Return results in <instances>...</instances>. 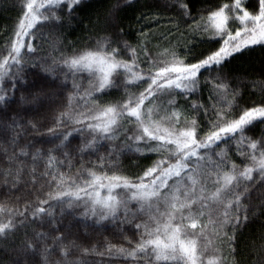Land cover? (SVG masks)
<instances>
[{
	"label": "snow or ice",
	"instance_id": "obj_1",
	"mask_svg": "<svg viewBox=\"0 0 264 264\" xmlns=\"http://www.w3.org/2000/svg\"><path fill=\"white\" fill-rule=\"evenodd\" d=\"M81 3L21 0L17 24L5 41L6 54H0V85L10 78V93L0 86V132L10 131L9 142L14 147L19 145L18 152L7 157L4 183H11L12 189L27 183L23 181L25 162L20 156L31 155L35 164L45 155L42 148L30 152L31 142L20 145L29 129L39 133L42 125L36 116L41 110L51 112L54 106L63 105L53 117V127L46 129L53 141H59L47 150L49 167L57 162L55 153L68 148L75 139L74 132L87 131L92 137L77 146L81 154L99 151L105 147L101 141L119 140L120 134L124 141L122 146L105 147L96 165L78 170L76 175L46 171L43 175L51 177L50 190L45 198L37 196L35 203L26 200L23 210L0 204V214L7 213L0 220V240L25 229L24 238L11 249L9 264H86L83 254L92 249L78 243L80 237L74 229L80 224L104 226L109 221L115 227L130 224L139 235L131 249L110 245L117 254L143 256L147 264H228L223 249L227 247L235 257L238 230L246 226L251 215L258 212L264 216V133L259 139L247 134L254 122H264V100L241 106L240 88L233 86L227 70L237 54L252 46H264V0H255L251 8L246 0H222L200 9L199 19L193 17L189 0H173L178 6L176 28L181 18H193V32L207 34V42L218 45L192 60L174 47H161L153 53L146 43L149 33L143 30L140 44L134 46L124 40V30L117 24L120 0L110 9L111 35L100 37L95 47L71 55L61 52L58 58L53 56L51 65L35 57L36 40L45 35L43 28L70 26ZM140 19L147 17L142 14ZM58 67L68 70L64 81L57 75ZM69 73L73 91L63 104ZM77 73L88 74L87 88L76 81ZM201 77L203 85L211 84L210 106L198 96L203 86ZM113 88L123 89L120 100L97 99ZM17 90H21L19 98ZM193 96L197 98L186 108L180 105V97L187 102ZM74 97L85 103L77 102L74 108ZM65 118L73 127L58 132ZM233 140L243 158L240 164L228 157V142ZM221 144L225 147L217 152ZM125 151L155 153L158 158L142 175L130 177L118 170L117 157ZM62 155L71 167L72 152ZM35 172L33 167L29 173L33 186ZM253 191L260 194L259 203L252 202ZM53 201L62 205L59 216ZM80 204L84 207L83 220H69L73 216L70 210ZM37 220V228L29 236V224ZM77 251L82 255L74 258ZM254 261L264 264V241ZM231 264L241 262L234 258Z\"/></svg>",
	"mask_w": 264,
	"mask_h": 264
},
{
	"label": "trees",
	"instance_id": "obj_2",
	"mask_svg": "<svg viewBox=\"0 0 264 264\" xmlns=\"http://www.w3.org/2000/svg\"><path fill=\"white\" fill-rule=\"evenodd\" d=\"M220 2L222 0H189L192 6V15L195 19H199L200 9ZM115 3H117V0H82L81 5L74 13L76 19L72 21L70 26L66 25L60 29L43 28L45 35L43 38L38 36L36 40L38 51L34 54L35 57L51 65L53 56L58 58L61 52L65 55H71L74 51L95 47L100 37L111 35L113 31V24L109 13L112 5ZM120 3L122 6L118 14L117 24L119 28L124 30L123 39L129 41L134 46L140 44V41L143 39L140 36L141 30L149 33L146 43L153 53L159 51L161 47H174L181 56H187L189 60H192L193 57L199 56L201 53L206 54L208 49L218 46L207 42L210 39L207 34L193 32V28H195L193 18H181L179 29L175 27L178 6L174 5L173 0H120ZM246 3L251 8L255 0H246ZM20 13L21 0H0V54H6L3 53L5 41L12 36ZM142 14L147 19H140ZM169 30H171V35L168 34ZM54 48L59 49V51H54ZM125 58H128V56L126 55ZM141 59H143V56H141ZM227 70L230 71L233 77V86H239L240 88L241 106L245 104L251 105L253 102L258 103L264 100V92L261 91L262 87H264V46H252L249 50H245L242 55L237 54L236 58L232 59L230 64L227 65ZM65 72H68L66 68H57V75L60 81H64ZM75 79L83 88L88 87L90 77L87 73H77ZM203 79L201 77L202 85ZM9 81L10 78H7L0 86L9 90L10 93ZM66 82L68 87L63 91V104L67 103L68 95L73 91V76L71 73L68 74ZM210 89L211 84L203 85L198 93L200 100L209 106L213 102L209 100ZM135 90L133 89V91ZM20 94L21 90H17L15 94L16 98H19ZM122 97L123 89L117 90L113 88L108 90L105 96L102 98L98 96L97 99L101 100V102L115 103ZM196 98V96H193L186 102L184 97H180L179 102L180 105L186 108L187 104ZM77 102L81 105L85 103L83 99L74 97V108ZM26 107L33 108L35 106ZM60 110H63V105L54 106L51 112L41 110L40 115L36 116V119L42 125L39 128V133L29 129L27 134L22 135L20 145L31 142L33 147L29 150L30 152H34L36 148H42L45 155L42 158H38L35 164L31 155L19 157L20 160L25 162L23 181L27 183L21 182L15 189L11 188V183H4L5 177L3 172L4 169L9 167L7 157L13 151L18 152L19 145L14 147L9 142L10 131L0 132V204L23 210L26 200L35 203L37 196L45 198L46 193L50 190L48 182L51 180V177L43 175L46 171L51 173L63 171L66 174L76 175L78 170L82 171L84 168H91L96 165L97 158L104 154L105 147L108 145L119 144L122 146L124 136L120 134L119 140L101 141L100 143L105 147H101L99 151H89L81 154L76 150L77 146L92 137L87 131L74 132L73 136L75 139H71L68 148H62L59 152L55 153L57 162H54L49 167L47 163V150L53 147L54 143H59V141H53L46 129L53 127V117L58 116ZM71 127H73L72 122L65 118V124L62 127H58L57 131L64 132ZM124 127H131V125H124ZM262 133H264V122L257 121L254 122V126L251 127L247 134L259 139ZM224 147L225 145L221 144L216 151L218 152L220 148ZM228 147L230 149L228 152L229 159L240 164L243 158L237 152L236 142L234 140L229 141ZM64 151L72 152L71 167H69L62 155ZM157 158L158 155L155 153L141 155L125 151L117 157L119 162L118 170L123 175L136 177L142 175V171ZM15 166V163H13L12 167ZM33 167L36 169L35 175L37 177L34 186L31 183V176L29 175ZM8 179L11 181V177ZM209 188H211V184H209ZM17 197H20V199H17ZM259 201L260 194L257 191H253L252 202L255 204L259 203ZM52 204L59 216L62 205H58L54 201ZM132 206H135V202H133ZM70 211H72L73 216L69 217V220H72L73 217L83 220V216L81 215L84 212L83 204L76 206ZM30 212L31 209H29V219H31ZM6 217L7 213L0 214V220ZM142 218L146 219V217ZM38 223L39 221L37 220L36 223L29 224L27 229L29 236L32 235L33 229L37 228ZM88 223L92 225L93 221L89 219ZM74 231L80 237L78 243L82 247L92 249L87 254H83L86 264H137V262L139 264H147L143 256L132 258L126 254H117L115 248L110 249L109 247L110 245H115L131 249L135 246V241L139 239V235L135 231L134 226L130 224H124L120 227H115L110 221L105 222L104 226L94 225L85 227L84 224H80ZM24 232L25 229L21 228L15 235L9 233L6 239L0 240V264H9L11 249L24 238ZM129 238L132 241L131 243ZM262 241H264V216L259 215L257 212L250 216L246 226H241L238 230L235 257L229 254L227 247L223 249V254L227 258L228 264H231L234 258L238 259L241 264H255L254 257ZM110 252L111 254H109ZM81 255L82 253L77 251L74 253V258H79ZM168 264H173V262H168Z\"/></svg>",
	"mask_w": 264,
	"mask_h": 264
}]
</instances>
